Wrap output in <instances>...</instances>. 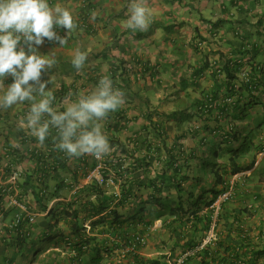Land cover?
I'll use <instances>...</instances> for the list:
<instances>
[{"label": "crops", "instance_id": "obj_1", "mask_svg": "<svg viewBox=\"0 0 264 264\" xmlns=\"http://www.w3.org/2000/svg\"><path fill=\"white\" fill-rule=\"evenodd\" d=\"M129 2L48 0L50 6L59 4L69 10L77 27L63 46L47 38L42 45L36 46L39 54L56 61L54 67L42 72L41 76L42 81L52 78L46 90L54 93L52 106L56 110H66L67 102H74L81 92L95 91L103 77L111 79L113 88L124 93L125 102L96 123L112 148L103 157L110 159L108 172L112 174L119 162L129 169L114 184L104 181L100 195L84 180L93 161L92 155L68 157L58 150L54 128L40 144L30 129L20 127L30 102L0 109V264H90L89 256L95 246L103 251L100 264H148L161 257L166 259L164 264L181 262L179 255L185 249L183 241L173 239L172 245L167 244L168 249L162 244L164 240L157 236L152 238L154 234L149 237L143 233L150 239L135 253V258L123 249L122 230L129 225L131 217L140 208L153 207L148 203L151 192L142 189L137 191L134 200L118 204L121 185L131 183L135 186L160 173L166 161L165 150L171 149L176 157L179 149L188 152L194 148L189 135L176 140L183 132H197L202 136L204 126L214 129L213 122L219 121L217 126L225 122L216 112L209 117L200 116L196 113V103L202 99V94L213 89L216 76L220 80L223 78V73H219L222 59L238 62L248 59L237 57L234 52L236 45L242 46V38L248 36L254 44L253 49L257 50L256 53L252 51V55L256 62L264 64V0H244L243 5L240 2L241 8L237 0H147L151 10L149 26L135 33L126 27ZM54 30L60 36L67 35L62 27L54 26ZM20 46L27 51L26 45ZM77 50L87 55L79 72L71 63ZM12 82L9 76L3 79L5 88ZM251 115L254 116V112ZM254 121L257 123L259 119ZM251 122L234 123V129L248 130ZM214 133L216 131L207 141L217 148L219 140ZM254 142L262 140L256 136ZM134 161L150 166L135 169ZM40 162L46 168H42ZM257 167L263 170L264 161ZM32 172H36L32 181H25ZM206 172L201 175L199 170H192L188 175L200 176V187L209 188L212 176L208 170ZM13 174L17 178L13 179ZM189 184L184 187L188 188ZM255 189L251 194L257 193L264 198L261 186ZM100 200L105 202V209L100 215H89L88 210ZM250 205V202L245 203V206ZM243 207L240 201L230 204L232 212L226 215L227 222L221 219L214 230L210 225L203 241L215 248L211 241L224 240L229 228L232 236L243 229L251 246L242 247L239 253L264 247L260 236L264 224L258 214L262 209L232 223V218H236ZM29 217H34L33 223H28ZM118 222L123 225L121 229L117 227ZM74 225L83 228L78 233L83 240H92L87 253L77 255L73 246L67 244L79 240L72 235ZM153 225L160 228L162 219L155 220ZM161 231L160 228L155 232ZM222 256V251L213 255L217 260ZM246 256L243 261L248 264L250 258ZM209 260L208 264H216ZM197 261L200 258L190 264H197ZM255 264H264V255Z\"/></svg>", "mask_w": 264, "mask_h": 264}, {"label": "trees", "instance_id": "obj_2", "mask_svg": "<svg viewBox=\"0 0 264 264\" xmlns=\"http://www.w3.org/2000/svg\"><path fill=\"white\" fill-rule=\"evenodd\" d=\"M240 2L243 5L244 0H237L236 2L241 8ZM242 40V46H240V43L236 45L234 52L237 54V57H248V59L244 62L242 60L238 62L239 60L222 59L224 62L219 73H223V78L220 80V78L216 76L213 89L205 95L202 94V99L196 103V113L200 114V116L209 117L216 112L225 122L219 126H217L220 123L219 121L213 122L214 129L204 126L202 136L200 135L201 133L199 134L197 132H183L176 140L185 139L187 135H189L194 141V148H190L188 152L179 149L176 157L175 154L171 152V149L168 151L165 150L166 161L160 173H156L152 178L147 179L146 182L136 184L135 186L131 185V183L126 186V184H128L126 182V184L123 183L121 185V200L118 203L120 205L131 199L134 200L137 197V191L141 189L151 192L148 203L153 209L149 208L145 210L144 207L140 208L136 211L135 215L131 217L129 225L125 226L126 229L124 228V230H122L121 240L123 241V249H126L132 257H134L135 253L142 247H136L134 251H129L128 245L132 243L135 236H142L145 238L146 235L144 234H147L153 226V222L159 219H162L160 228L168 234L170 245H172L170 242H172L173 239L175 241H183L185 249H183L182 253L179 255L181 256L180 264H190L191 261H196L198 258H200V261H197V264H208V258L210 259L209 261L215 262L216 264H242L245 263L243 259L247 257L246 254L249 255L248 258H250L248 259V264H255L257 259L264 255V247L257 250L251 248L253 249L252 252L244 250L245 252L239 253L242 247L248 249L251 246L250 243L248 244V238L243 234V229L239 230L235 236H232V229L229 228L228 234L225 236L224 240L211 241V243L215 245V248H211L209 243L203 241L205 237H207L206 233H208L210 225H213L214 230L215 225L218 224L217 222L221 219H226V215L232 212L229 210L230 204L240 201L244 206L241 212L235 215L236 218H232V223L240 222V219L244 218L245 214L250 215V213H256L260 208L264 209V198L262 196L257 193L251 194L250 189L244 188L240 182L235 181L233 184H230L229 180L231 177L240 173L244 174L245 172L251 171L254 167L257 155L264 152V142H254L256 137L251 134V130L245 128L241 130L234 129V123L242 121L250 122L257 118L259 122H257L256 128L264 126V64L262 62H256L255 55H252V51L256 53L257 50L253 49L255 48L253 47L254 44L249 40L248 36L242 38ZM242 71H245L247 74L248 80L246 82L240 78ZM213 106L214 108H211ZM257 109L260 113L256 116H252L251 113L253 114ZM249 110L250 112L248 113ZM228 119H230V130L228 127L226 131ZM217 129L219 131H217ZM213 131H216L214 135L216 134V138L219 140L217 148L213 147V145H209L207 141L209 136L213 135ZM54 132H56L55 136H58L57 130ZM203 133H206V135H203ZM251 151L253 152V160L249 165L243 166L237 161L245 157ZM223 156L227 158L224 164L220 162ZM103 161L106 168L102 176L104 181L105 179L111 178L114 183H116L118 181L117 179L129 169L124 168L123 162H119L113 168V173L111 174L108 172V169L110 171L111 168L110 159L103 158ZM40 163L42 168H46L44 163ZM57 165L60 166V163ZM95 165L96 162L93 159L92 164L88 166V170L84 176L90 172ZM148 166H150L149 163H142L139 165L134 161L133 168L147 169ZM85 167L87 166L85 165ZM192 170H195V172L199 170L201 175H206V171L208 170L209 174L212 176L211 186L209 188L200 187L202 181L200 176L191 177L188 175V172ZM35 174L36 172H32L27 175L25 181L31 182ZM188 183H190L188 188H185L184 186ZM87 185L89 188L93 189L95 192H100V195H102L101 185L95 182L88 183ZM172 191L173 194H171ZM229 191L231 195L228 200L220 204L217 213L213 212L211 208L213 203L222 194ZM246 202H250L251 205L245 206ZM104 203L103 200H100L96 206H91L88 210L90 213L89 215L93 217L100 215L105 209ZM263 211L258 214L264 224ZM227 220L228 219H226V222ZM117 224V227L121 229L123 226L122 223L118 222ZM82 229L83 228L80 226L74 225L72 227V235L78 237L79 240H73L74 243H67L73 246V251L77 255L83 254L84 252L87 253L91 240V238L83 240L81 236H79L80 234L78 235ZM260 233V236L264 240V229ZM238 237L241 238V241ZM164 248L169 249L168 246ZM169 251L172 253V250ZM220 251H222L223 256L217 260L218 258H214L213 255H215V253L218 254ZM101 252H103L101 249H96V246L93 247L92 255L89 256L90 264L101 263ZM205 255H207V257H205ZM164 260H166L165 257H161L148 264H164ZM194 264H196V262Z\"/></svg>", "mask_w": 264, "mask_h": 264}, {"label": "clouds", "instance_id": "obj_3", "mask_svg": "<svg viewBox=\"0 0 264 264\" xmlns=\"http://www.w3.org/2000/svg\"><path fill=\"white\" fill-rule=\"evenodd\" d=\"M128 13L126 27L133 33L148 28L151 10L147 0H130ZM54 26L66 29L67 35H58ZM76 27L69 10L59 4L50 6L48 0H0V109L28 101L30 108L20 127L30 129L40 144L54 128L58 133L56 148L68 157L92 155L100 159L112 148L96 121L117 110L125 102L124 93L103 77L95 91L79 93L74 102H67L66 110L58 111L52 106L54 93L46 90L52 78L41 80L42 72L52 69L56 61L39 54L36 46L45 38L63 46ZM20 45H26L27 51ZM86 60V53L77 50L71 63L79 72ZM8 75L13 82L5 88L3 79Z\"/></svg>", "mask_w": 264, "mask_h": 264}, {"label": "rangeland", "instance_id": "obj_4", "mask_svg": "<svg viewBox=\"0 0 264 264\" xmlns=\"http://www.w3.org/2000/svg\"><path fill=\"white\" fill-rule=\"evenodd\" d=\"M256 113H260L259 110L254 111V116ZM252 124L249 125V130H251V134L255 135V137L257 136L258 138H260L262 140V142H264V126L261 128H256V122L252 121ZM226 156H223L222 159H220V162H224ZM253 158V152L251 151L249 154H247L245 157L238 159L237 161L244 165H249L252 162ZM261 161H264V152L261 153L260 155H257V157L255 158V164L254 167L251 171H248L247 173H240L236 176H234L231 180H230V184H233L235 181L242 183V185L244 186V188H249L250 191H255L258 186H261L262 190H264V169H259L257 166H259V164L261 163ZM257 167V168H256ZM256 192V191H255ZM160 228H157V225H153L150 229V231L147 233V235L150 237L151 234L153 235V239H155V236H157L158 238H160L161 240H164L162 243L164 244V247L167 246V244H169V240H168V234L166 233V231L162 230L160 233L156 234L155 231H158ZM148 236L145 237V241L146 244L147 243V239L149 238ZM150 239V238H149ZM145 244V245H146ZM144 245V246H145ZM143 246V247H144ZM142 247V249H143ZM43 256H41L42 258Z\"/></svg>", "mask_w": 264, "mask_h": 264}, {"label": "built area", "instance_id": "obj_5", "mask_svg": "<svg viewBox=\"0 0 264 264\" xmlns=\"http://www.w3.org/2000/svg\"><path fill=\"white\" fill-rule=\"evenodd\" d=\"M9 77H11L10 75H8ZM12 78V77H11ZM240 78L243 80V81H247L248 80V77H247V74L245 71H242V73L240 74ZM93 159L95 160L96 162V165L95 167L90 171L88 172L85 176H84V180L85 182L88 184V183H97L98 185H102L103 182H104V179L102 178L103 176V171L106 169L105 168V164H104V161H103V158H100V159H97L93 156ZM12 178L15 179L17 178V175L16 174H13L12 175ZM105 181L108 183V184H114V181L113 179L111 178H108V179H105ZM231 195V192H226L224 194H222L214 203L213 205L211 206V208L213 209V212L217 213L219 211V206L221 203L225 202L226 200H228V198L230 197ZM264 209H262L261 211H263ZM264 212V211H263ZM28 223H33L34 222V217H29L27 219ZM146 244V241H145V238L142 237V236H135L132 243L129 244L128 248H129V251H134V248H138V247H143L144 245ZM181 263V262H180Z\"/></svg>", "mask_w": 264, "mask_h": 264}]
</instances>
